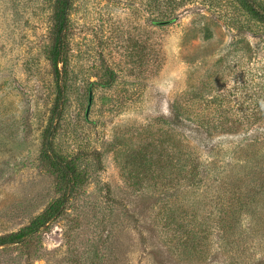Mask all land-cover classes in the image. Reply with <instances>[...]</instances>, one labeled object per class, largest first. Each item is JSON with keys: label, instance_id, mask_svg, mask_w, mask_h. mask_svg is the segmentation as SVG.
I'll use <instances>...</instances> for the list:
<instances>
[{"label": "rangeland", "instance_id": "obj_1", "mask_svg": "<svg viewBox=\"0 0 264 264\" xmlns=\"http://www.w3.org/2000/svg\"><path fill=\"white\" fill-rule=\"evenodd\" d=\"M157 1L71 0L52 142L76 182L0 264H264V26ZM55 2L0 0V237L63 192L41 150Z\"/></svg>", "mask_w": 264, "mask_h": 264}, {"label": "trees", "instance_id": "obj_2", "mask_svg": "<svg viewBox=\"0 0 264 264\" xmlns=\"http://www.w3.org/2000/svg\"><path fill=\"white\" fill-rule=\"evenodd\" d=\"M230 0H158L157 4L163 6L166 11L185 12L188 8H198L201 11L215 12L221 17L227 16L226 4ZM251 19L264 26V0H232ZM71 0H56L53 10V25L51 30V45L48 52V62L51 68L52 80L54 84V99L50 111L49 125L42 136V156L58 174L63 185V192L60 198L52 203L41 216L36 218L27 227L18 232L1 236L0 247L6 245L19 244L31 235L37 233L49 221L54 219L64 208L76 182V172L70 160L58 156L53 149L52 138L55 133V122L61 113L65 103V90L67 81L68 51L66 46V31L68 24V14ZM187 9V10H186ZM153 23L157 21L153 20ZM259 113V112H258ZM257 114L253 113L256 117ZM174 118L183 125L179 114L175 113ZM198 118V127L209 132L210 126L202 118ZM192 119V118H190ZM189 119V121H190ZM184 121V119H182ZM193 120V119H192ZM203 131V130H202ZM200 130H194V135H201Z\"/></svg>", "mask_w": 264, "mask_h": 264}, {"label": "water", "instance_id": "obj_3", "mask_svg": "<svg viewBox=\"0 0 264 264\" xmlns=\"http://www.w3.org/2000/svg\"><path fill=\"white\" fill-rule=\"evenodd\" d=\"M168 22H160L158 23L159 25H166ZM91 101H92V95H91V91H89V95H88V104H87V108H86V112H85V118H87V115H88V111H89V108H90V104H91Z\"/></svg>", "mask_w": 264, "mask_h": 264}]
</instances>
